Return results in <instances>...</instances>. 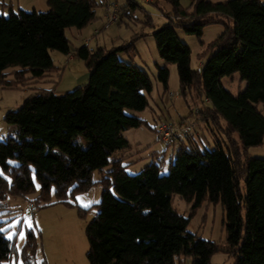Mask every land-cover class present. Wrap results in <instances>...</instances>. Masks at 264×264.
Here are the masks:
<instances>
[{"label": "trees", "instance_id": "obj_1", "mask_svg": "<svg viewBox=\"0 0 264 264\" xmlns=\"http://www.w3.org/2000/svg\"><path fill=\"white\" fill-rule=\"evenodd\" d=\"M159 1L150 0L155 5ZM163 1L173 10L169 22L153 34L158 54L177 66L184 94L187 89L198 93L197 87L211 103L198 116L211 132L218 131L215 149L200 150L194 136L175 141L179 148L167 175L160 173L164 156L137 175L125 172L124 159L111 161L115 152L129 147L126 130L148 125L125 110L143 112L149 107L150 76L118 57L119 52H131L134 42L146 34L111 49L76 48L75 57L89 72L88 82L58 95L55 88L62 71L50 52L70 55L74 46L66 31L83 30L96 21L97 8L103 4L47 0L46 12L20 9L0 14V89L34 91L22 107L5 116L17 136L0 140V202L8 195L27 197L39 184L37 203L69 204V197L95 184L92 176L98 171L104 190L94 206L98 212L86 228L89 264H210L219 252L234 258V264H264V159L247 155L249 148L264 143V2L193 0L183 9L180 0ZM127 2L123 8L116 4L118 20L130 15L127 7L139 8L133 0ZM220 17L231 18L234 25L225 24V31L208 47L212 55L202 69L193 71L191 50L175 28L201 37L203 28L220 23ZM159 71L166 94L169 70ZM54 73L57 80H47ZM235 73L247 82L238 95L221 82ZM50 83L51 88L40 85ZM232 135L238 136V144ZM175 194L191 203L193 211L206 201L222 205L225 246L188 233L190 218L173 208ZM4 224L0 222V264L9 261L16 249L15 241L2 230ZM36 249L30 231L22 264H37Z\"/></svg>", "mask_w": 264, "mask_h": 264}, {"label": "rangeland", "instance_id": "obj_2", "mask_svg": "<svg viewBox=\"0 0 264 264\" xmlns=\"http://www.w3.org/2000/svg\"><path fill=\"white\" fill-rule=\"evenodd\" d=\"M98 1L103 6L100 5L97 8L99 19L90 25V29L80 33V30L71 28L66 31V36L74 47L88 45L92 49L104 46L111 49L130 42L137 34H146L145 37L138 38L134 42L131 52H119L118 57L146 71L153 83V92L148 96L150 105L145 111L125 110L127 115L139 117L145 120L148 125L126 130L124 135L128 139L129 147L115 152L111 161L124 159L125 172L128 175H137L151 163H158V160L164 156L160 173L167 175L170 165L176 157L179 143L168 144L160 141L156 128L162 122L175 123L182 119L190 120L195 124L193 141L200 150L215 149V138L220 137L218 131L211 132L205 123L200 122L199 116L195 115L196 110L204 112L211 107V103L204 96H200L197 87L195 90L198 93L193 89H187L185 95L180 86L177 66L162 60L158 54L153 34L169 22L168 15L172 13V5L163 0H160L157 5L151 3L150 0H133L139 8L127 7L126 10L130 15H125L105 29L104 26L108 23L106 6L117 4L118 7L123 8L128 2L127 0ZM261 1L264 2V0ZM2 2L13 3L12 6L7 5L5 8L0 5V14L5 16H8L11 10L14 12H18L20 9L28 12L49 10L46 0H0V3ZM191 3V0H181L183 9H188ZM219 22L206 25L201 37L187 34L179 27L175 28L181 42L191 50L190 67L193 71L202 69L204 63L212 55L208 47L225 31V24L233 25L232 19L228 17H221ZM87 38L89 41L86 43ZM50 54L54 64L62 69V76L55 88L56 94L64 95L72 92L80 87L81 83H84L85 77H88V70L83 61L77 58L74 62L69 63L66 61V55L58 51H51ZM163 67H167L169 70L168 92L179 94L178 98L169 102L164 100L163 102V97H160L165 91L163 82L159 80V68ZM47 80H57L56 74H52ZM221 82L223 87L233 95H238L247 87V82L241 79L239 73L225 77ZM40 85L44 88L53 87L52 83ZM33 93V90L25 89H0V137H3L0 140L9 136H17L15 127L5 122V116L22 107L24 101ZM259 107L262 109L263 105ZM162 115L164 118H161ZM198 131L200 132L199 136L196 135ZM232 136L238 144V136ZM228 143L230 144L229 141ZM81 144L85 146L84 142ZM154 154L156 155L154 156ZM247 155L264 159V143L261 146L249 148ZM110 169L111 165L104 170L106 172ZM92 179L95 184L87 191L69 197V204L56 203L43 207L42 202L37 203L40 198L39 184H37V190L27 197L8 195L4 201H1L0 222L5 223L2 230L6 231V237L13 239L16 244L13 257L4 264H22L21 255L30 231L35 235L37 264H89L86 228L98 212L94 206L100 203L104 190L99 183L102 179L100 172L95 171ZM113 193L116 195L115 192ZM50 199L53 203L56 202L53 193ZM83 205L88 206L84 207ZM192 207V204L185 201L180 195H173V208L185 218H190L188 233L194 235L196 239L214 241L225 246L226 213L222 205L220 203L210 204L206 201L195 211ZM234 262V258L223 252L213 255L210 260V264H234Z\"/></svg>", "mask_w": 264, "mask_h": 264}, {"label": "built area", "instance_id": "obj_3", "mask_svg": "<svg viewBox=\"0 0 264 264\" xmlns=\"http://www.w3.org/2000/svg\"><path fill=\"white\" fill-rule=\"evenodd\" d=\"M108 23L104 28H109L113 23L118 21V10L116 5L107 6ZM179 94L168 92L166 95L167 102L178 98ZM195 115H199V111H195ZM158 139L165 143H172L179 140H187L195 134V124L190 120H181L175 123L162 122L158 127Z\"/></svg>", "mask_w": 264, "mask_h": 264}, {"label": "crops", "instance_id": "obj_4", "mask_svg": "<svg viewBox=\"0 0 264 264\" xmlns=\"http://www.w3.org/2000/svg\"><path fill=\"white\" fill-rule=\"evenodd\" d=\"M180 1H181V0H180ZM191 1H193V0H191ZM210 1H212V2H214V3H216V2L219 3V2H225L226 0H210ZM46 2H47V0H46ZM12 4H13V3H12ZM12 4H10V3H9V4H6V3H4V2L0 3V5L2 6V8H5L7 5H11V6H12ZM106 10H107V6H106ZM13 11H14V10H13ZM97 18L99 19L98 15H97ZM220 18H221V17H220ZM220 18H219V19H220ZM98 19H97V20H98ZM230 19H231V18H230ZM97 20H96V21H97ZM96 21H94V22H96ZM232 21H233V20H232ZM94 22H92V23H94ZM92 23H91V24H92ZM91 24H89L85 29L80 30V33H84V31H87V29H90L89 27H90ZM228 25H229V24H228ZM233 25H234V22H233ZM233 25L230 24L229 26H230V27H233ZM96 33H97V31H96ZM88 41H89V39L87 38L86 43H87ZM73 46H74V45H73ZM81 46H83V45H81ZM79 47H80V46H79ZM76 48H78V47H72V53H71L70 55H66V56H65V57L67 58V59H66L67 62L72 63V62L75 61V59H77V58L75 57V54H76V53H75V49H76ZM55 66H56V65H55ZM56 67L59 68V69L62 71V69H61L60 67H58V66H56ZM88 78H89V72H88V77H87V76L85 77V79H84V83H81L80 86H83L84 84H86V83L88 82ZM160 97H161V98L163 97V98H162V101H163V100H164V101H167V100H166V94H165V91H164L163 95H161ZM164 101H163V102H164ZM161 118H164V115H162ZM14 127H15V126H14ZM14 129L16 130V128H14ZM200 129H201V127H200ZM201 131H203V130L201 129ZM199 134H200V132L198 131L196 135L199 136ZM177 143H179V142H177Z\"/></svg>", "mask_w": 264, "mask_h": 264}, {"label": "snow or ice", "instance_id": "obj_5", "mask_svg": "<svg viewBox=\"0 0 264 264\" xmlns=\"http://www.w3.org/2000/svg\"><path fill=\"white\" fill-rule=\"evenodd\" d=\"M0 139H3V137H0ZM3 173L2 172H0V175H2ZM84 207H87L88 205H83ZM31 226V225H30ZM9 238H11V237H9ZM23 238V237H22Z\"/></svg>", "mask_w": 264, "mask_h": 264}]
</instances>
